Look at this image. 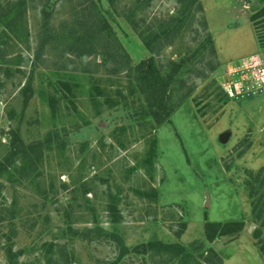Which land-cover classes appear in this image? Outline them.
Listing matches in <instances>:
<instances>
[{
    "label": "rangeland",
    "instance_id": "374dc122",
    "mask_svg": "<svg viewBox=\"0 0 264 264\" xmlns=\"http://www.w3.org/2000/svg\"><path fill=\"white\" fill-rule=\"evenodd\" d=\"M18 1L22 26L16 36L5 29L3 38L0 160L11 131L25 144L37 142L40 156L25 172L23 159L15 158L0 179V264H8V245L19 251L13 264H46L45 254L53 264L61 248L71 264L110 260L119 252L102 231L119 235L129 250L149 240L177 242L196 264H264L256 244L264 241V228L253 238L259 223L248 194L264 166V92L232 98L222 89L231 63L262 53L249 16L264 0H199L201 13L187 20L191 28L160 58L176 60L195 46L200 38L192 28L202 16L213 38L214 70L195 78L192 95L159 125L142 113L143 97L131 93L124 71L100 53L68 48L64 26L73 22L80 0L0 5ZM94 1L132 64L148 52L122 12L134 10L151 25L179 6L177 0H116L113 9L106 0ZM42 9L50 13L53 35L39 48ZM221 133L228 134L223 143ZM151 138L155 153L148 159ZM232 220L244 223L238 234L205 239L204 221ZM146 258L128 251L117 264H150Z\"/></svg>",
    "mask_w": 264,
    "mask_h": 264
},
{
    "label": "trees",
    "instance_id": "16d2710c",
    "mask_svg": "<svg viewBox=\"0 0 264 264\" xmlns=\"http://www.w3.org/2000/svg\"><path fill=\"white\" fill-rule=\"evenodd\" d=\"M108 6L116 9V0H106ZM149 1V0H147ZM179 6L173 14L155 19L153 24H146L145 19L136 17L135 11L122 12V17L127 21L132 31L142 41L148 55L135 64L131 63L128 54L108 27L101 10L94 0H80L74 9V17L71 25L64 26L66 37L70 38L68 48L77 47L83 49V53L98 54L104 61H111L118 70L124 71L131 81L130 91L143 97V114L154 119L156 125L169 121L170 115L189 98L195 87V78H205L208 73L214 70L209 58L215 54L213 38L207 30V24L202 16H199L198 26L192 28L196 34L198 42L195 46H188L178 59L163 61L160 58L161 51L183 31L191 28L197 13H201L202 8L199 0H177ZM3 6V8H1ZM42 22L40 24L41 42L39 48L47 43L53 28L50 25V13L45 9L41 10ZM22 14V3L4 2L0 5V71L6 61L5 45L8 38L5 29L17 35L18 27H21L20 17ZM192 20L187 23V20ZM249 20L254 30L255 38L259 48L264 53V6L251 13ZM194 36L193 41L197 37ZM30 82H26L22 93L25 96L24 102L29 96ZM222 92V90H221ZM223 93V92H222ZM196 107L197 102L192 98ZM38 151V152H37ZM37 142L25 144L22 142L16 131H11L9 136L8 152L4 160H0V179L8 172V167L15 162V158H22L25 167H31L40 156ZM155 153V139L149 140L147 158L151 159ZM149 161V160H148ZM32 168V167H31ZM2 184L0 182V188ZM259 190H262L259 192ZM250 214L254 222L259 223V227L252 232L253 238H259L264 228V166L258 169L249 187ZM242 220L232 221H204L203 234L207 241H212L218 235H235L243 229ZM101 231V230H100ZM103 234L112 240L118 249V255L110 260H100L97 264H117L119 258L126 252L132 251L135 254L146 256L150 264H196L195 257L184 252L181 244L166 243L161 240H149L146 243L133 246L130 250L123 244L119 235L114 232ZM179 235V232L177 233ZM258 251H264V241L260 238ZM50 250V249H49ZM6 258L8 264H13L18 252H13L10 245L6 247ZM213 253L211 250L205 252L207 255ZM46 264H50L52 256L44 255ZM71 256L61 248L57 251V259L53 264H71ZM206 258H204L205 260ZM207 260V259H206Z\"/></svg>",
    "mask_w": 264,
    "mask_h": 264
},
{
    "label": "built area",
    "instance_id": "2783aa9c",
    "mask_svg": "<svg viewBox=\"0 0 264 264\" xmlns=\"http://www.w3.org/2000/svg\"><path fill=\"white\" fill-rule=\"evenodd\" d=\"M231 64L227 70L229 80L222 84L226 94L239 98L264 92V53H254Z\"/></svg>",
    "mask_w": 264,
    "mask_h": 264
},
{
    "label": "water",
    "instance_id": "95a60500",
    "mask_svg": "<svg viewBox=\"0 0 264 264\" xmlns=\"http://www.w3.org/2000/svg\"><path fill=\"white\" fill-rule=\"evenodd\" d=\"M227 133H221L220 135H219V137H218V140L220 141V142H225L226 141V138H227Z\"/></svg>",
    "mask_w": 264,
    "mask_h": 264
}]
</instances>
